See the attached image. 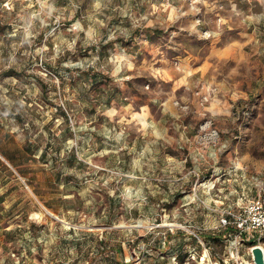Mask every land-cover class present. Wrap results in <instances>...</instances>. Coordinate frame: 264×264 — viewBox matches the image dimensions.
Segmentation results:
<instances>
[{"label":"rangeland","instance_id":"rangeland-1","mask_svg":"<svg viewBox=\"0 0 264 264\" xmlns=\"http://www.w3.org/2000/svg\"><path fill=\"white\" fill-rule=\"evenodd\" d=\"M263 216L264 0H0V264H255Z\"/></svg>","mask_w":264,"mask_h":264},{"label":"water","instance_id":"water-1","mask_svg":"<svg viewBox=\"0 0 264 264\" xmlns=\"http://www.w3.org/2000/svg\"><path fill=\"white\" fill-rule=\"evenodd\" d=\"M251 253L255 264H264V247L260 244L251 247Z\"/></svg>","mask_w":264,"mask_h":264},{"label":"trees","instance_id":"trees-1","mask_svg":"<svg viewBox=\"0 0 264 264\" xmlns=\"http://www.w3.org/2000/svg\"><path fill=\"white\" fill-rule=\"evenodd\" d=\"M229 230H232V231H235L236 229H231L230 226L227 227ZM202 237L206 238L207 240L211 239V238H214V237H211V236H205V235H201ZM250 245H256L257 244V238H254L252 240L249 241ZM117 252L119 253V250H117Z\"/></svg>","mask_w":264,"mask_h":264},{"label":"built area","instance_id":"built-area-1","mask_svg":"<svg viewBox=\"0 0 264 264\" xmlns=\"http://www.w3.org/2000/svg\"><path fill=\"white\" fill-rule=\"evenodd\" d=\"M261 229L264 230V216L260 219Z\"/></svg>","mask_w":264,"mask_h":264}]
</instances>
